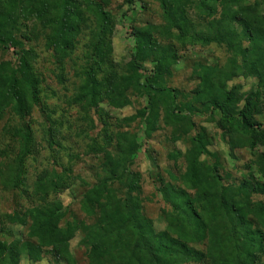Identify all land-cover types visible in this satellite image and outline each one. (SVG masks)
<instances>
[{
    "label": "trees",
    "instance_id": "16d2710c",
    "mask_svg": "<svg viewBox=\"0 0 264 264\" xmlns=\"http://www.w3.org/2000/svg\"><path fill=\"white\" fill-rule=\"evenodd\" d=\"M154 1L161 10L162 23L134 35V53L122 72L112 60L109 43L114 25L103 3L0 0V48L12 50L15 58L14 65H0V114L11 105L23 121L26 103L38 104L32 53L22 42V38L27 42L37 39L36 29L29 28L25 36L19 26L21 19H34L48 30L45 48L64 57L74 51L80 27L92 17L95 25L82 45L81 95L73 102L84 115L82 122L89 119L94 104L129 106L127 91L132 86L136 97L145 103L137 116L146 137L157 126L160 110L182 120L185 117L189 132L195 130L191 116L207 115L210 121L217 117L230 158L235 159V150L263 149L253 165L255 175L249 168L232 179L224 163L208 150L211 138L201 129L189 137L190 146L184 154L172 157L183 160V169L167 170L168 181L157 177L156 192L163 203L159 217L164 227L156 230L144 214L141 175L132 170L141 147L131 138L115 146L114 156L108 153L110 165L103 167L104 177L82 196L81 211L90 223L75 217L69 222L65 210L52 198L68 190L73 177L74 157L61 144L60 127H48L44 135L51 149V167L36 172L30 181L26 158L32 139L29 125L23 124L24 149L17 163L0 171V198L7 195L10 204V213L0 214V264H17L22 257L33 260L44 250L57 262L73 264L68 247L79 231V245L88 264H264V128L256 119L264 111V17L255 9L259 0L254 6L244 4L246 0ZM190 12L196 21L190 20ZM163 40L171 41L170 45L162 44ZM186 45H215L230 55L221 67L196 66L200 72L195 70L194 76L199 84L190 99L168 86L178 54ZM145 61L152 64V71L141 78L138 71ZM236 78L257 82L240 105L241 88L227 89ZM101 122L106 135L107 122ZM175 135L174 140H180L178 131ZM111 143L110 137L103 141L106 148ZM101 147L91 146L87 155L97 158ZM62 153H69L66 166L60 161ZM255 196L263 200L253 203ZM7 224L26 231L15 245L16 236L5 230Z\"/></svg>",
    "mask_w": 264,
    "mask_h": 264
},
{
    "label": "rangeland",
    "instance_id": "374dc122",
    "mask_svg": "<svg viewBox=\"0 0 264 264\" xmlns=\"http://www.w3.org/2000/svg\"><path fill=\"white\" fill-rule=\"evenodd\" d=\"M97 1L103 3L102 6L110 14L114 25L109 43L112 60L118 65L120 71L125 72L126 65L131 62V55L134 53V35L139 31L150 29L151 26L158 28L162 23L161 10L154 0H133L131 5L125 3L124 0ZM254 3L255 0H246L244 4L254 6ZM255 9L257 15L264 17V0H259ZM195 17V14L190 12V20L196 21ZM87 19V23L80 27V35L74 51L64 57L54 56L51 51L45 48V37L48 30H43L34 19L32 21L21 19L19 22L23 34L27 37L29 28L34 27L36 29L37 39L29 42L19 35L26 46L25 49L32 53L31 70L38 82V104L26 103L25 112L27 115L23 121L16 117L11 105L0 114V171L4 167L17 163V158L21 155V150L24 149L23 124L29 125V137L32 139L29 144L30 156L26 158L29 178L34 176L36 172L51 167L53 162V159L50 158L51 149L47 145L44 135L48 127L51 130H54L55 126L58 129L60 127L62 132L60 134L62 137L60 138L61 144L74 157L72 163L73 177L70 181L72 182L71 187L57 195H52V198L58 203L61 210H65L67 221L71 222L72 218L75 217L77 220L86 221L89 224L90 221L83 215L80 207L83 194L97 185L99 179L104 177L102 169L104 166L110 165L108 153L114 156L117 144L128 143L131 138H135L141 150L137 154L132 170L141 175L144 214L153 221L156 230L164 227L163 221L159 217L163 203L156 192L157 187H159L156 183L157 177L159 175L168 181L167 170L175 172L176 168L183 169L181 167L183 160L174 161L172 157L184 154L190 146L189 137L197 134L201 129H204L206 135L211 138L208 150L216 154L220 162L224 163L225 172L231 174L232 179H238L249 168L255 175L254 169L256 167L253 165L263 153V149L257 148L254 151L235 150L233 152L235 159L230 158L228 146L222 141V132L218 129L219 120L217 117L210 121L207 120V115L195 114L191 116L190 121L194 124L195 130L189 132L187 131L188 121L185 117L182 120L179 116H170L165 111L160 110L157 126L154 127L151 135L146 137L142 120L137 116L145 103L136 97L132 86L127 91V96L131 101L129 106L113 108L106 103L94 104L88 112L89 119L82 122L81 117L83 118L84 115L80 112L79 105L77 106L73 102L81 95L82 90V77L79 76L83 58L82 45L88 40L95 25V19L93 20L92 17ZM234 27L238 33H241L240 27L237 25ZM154 37L159 36L155 34ZM170 42L161 41L164 45H170ZM244 46L247 45L244 44ZM178 57L177 65L172 68V76L168 86L190 96L199 84L197 77L194 76L195 70L200 72L196 66L221 67L226 64L230 55L223 48L215 45L205 48L186 45ZM10 63L15 64L13 51H3L0 48V65ZM142 66L143 68L138 71V75L141 78L149 76L152 71V64L145 61ZM256 84L254 79L236 78L228 83L227 89L236 86L241 88L240 105L250 90L256 88ZM45 116H48L49 120ZM256 119L264 128V111ZM101 121L107 122L106 135L102 133L104 124ZM177 131L181 134V138L175 141ZM109 137L112 143L106 148L103 141ZM94 145L102 146L101 149H103L97 152V158L87 155L88 148ZM66 154L69 153L59 155L60 161L65 166L68 161ZM30 181H32L31 178ZM7 198L5 194L2 199L0 198V214L10 213V204H8ZM253 200V203H258L263 199L255 196ZM5 230L16 236L12 241L13 245L26 235L24 228L10 224L5 225ZM81 239L82 234L79 231L69 243L68 251L73 264H88L86 252L79 245ZM17 264L67 263L57 262L55 257L47 254L44 250L33 260L18 258Z\"/></svg>",
    "mask_w": 264,
    "mask_h": 264
}]
</instances>
